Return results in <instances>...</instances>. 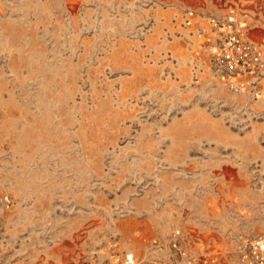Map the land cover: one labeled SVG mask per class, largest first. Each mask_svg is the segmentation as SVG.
Instances as JSON below:
<instances>
[{"label": "rangeland", "instance_id": "obj_1", "mask_svg": "<svg viewBox=\"0 0 264 264\" xmlns=\"http://www.w3.org/2000/svg\"><path fill=\"white\" fill-rule=\"evenodd\" d=\"M187 9L222 16L0 0L8 264H264V78H215Z\"/></svg>", "mask_w": 264, "mask_h": 264}, {"label": "built area", "instance_id": "obj_2", "mask_svg": "<svg viewBox=\"0 0 264 264\" xmlns=\"http://www.w3.org/2000/svg\"><path fill=\"white\" fill-rule=\"evenodd\" d=\"M245 16L235 6L229 7L222 16L194 9H187L183 14L184 27L195 29L194 37L201 54L208 55L214 77L225 84L264 78V47L249 40ZM0 264H8L1 253ZM122 264H134L133 255H127Z\"/></svg>", "mask_w": 264, "mask_h": 264}, {"label": "crops", "instance_id": "obj_3", "mask_svg": "<svg viewBox=\"0 0 264 264\" xmlns=\"http://www.w3.org/2000/svg\"><path fill=\"white\" fill-rule=\"evenodd\" d=\"M176 2L188 5H204L207 11L222 15L227 11L224 8H227L228 5H242L245 9V23L248 27L247 36L249 40L264 47V0H176ZM214 5H218V7Z\"/></svg>", "mask_w": 264, "mask_h": 264}]
</instances>
